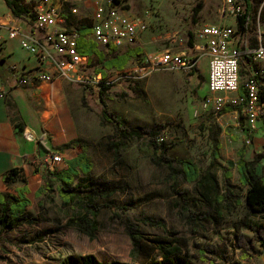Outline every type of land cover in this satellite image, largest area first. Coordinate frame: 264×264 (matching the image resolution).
<instances>
[{
    "label": "rangeland",
    "instance_id": "1",
    "mask_svg": "<svg viewBox=\"0 0 264 264\" xmlns=\"http://www.w3.org/2000/svg\"><path fill=\"white\" fill-rule=\"evenodd\" d=\"M200 3L201 10L194 18V8ZM237 3L243 10L246 9L245 0H237ZM250 3L254 24L257 25L264 0H250ZM72 6L78 8L72 13L78 23L92 21V0ZM129 13L142 18L148 26L139 34L138 41L132 44L140 46L143 52L126 66L128 73L135 64L161 51L198 54L189 45V30L195 33L203 24L234 25L235 21L225 0H130ZM128 46L123 45L118 52L125 51ZM51 52L56 54L53 49ZM26 54L20 49L15 52L18 59ZM106 55L112 56L109 53ZM207 61V56L203 55L198 66ZM100 68L99 62L94 60L79 72V80L64 79L54 83L61 89L59 96L50 94V89L48 95L42 94L45 90L38 87L33 96L31 91H17V112L21 109L26 117V121L21 123L23 131L20 135L38 143L45 136L44 141H48L50 136L44 128L51 129L53 118L64 123L68 119L74 123L72 130L78 139L75 142L89 146L93 163L89 176L80 174L75 183L88 186L91 180H99L114 185L116 190L95 196L92 202L98 207L95 218L86 210H78L75 205H63L56 182H51V191L46 190L42 194L38 191L45 186L40 176L47 172L45 157L48 155L43 156L38 164L42 167L38 176H32L34 172L28 171L29 210L39 219L32 225H21L0 235V264H60L70 255L87 253L94 254L101 261L133 263L135 258L142 260L143 256H132L129 227L141 237L144 246L151 244L152 238L178 239L182 251L193 264H264V245L255 240L254 233L245 225L237 227V223L248 215L241 200L238 205L228 201L217 205L199 199L195 191L196 183L183 182L165 163L154 161V150L146 133L141 139L129 140L118 153L108 149V141L116 139L113 137L114 129L101 121L102 103L98 87L86 88L87 83L83 82L94 77ZM183 73L181 79L174 73H164L158 78L116 79L117 75L113 73L111 79L116 80L107 90L105 100L108 108L120 115L128 128L162 126L161 135L168 145L164 149L165 155L174 160L193 159L201 174L209 169L223 188V171H238L236 166L227 164L228 160L237 159L238 143L231 141L229 134L234 131L233 122L238 115L214 114L210 108H205L203 98L208 94V86L206 81L202 83L204 77L199 80L197 76L191 82L190 74ZM242 73L244 76L247 73L245 64ZM46 83L50 87L54 85ZM58 100L63 101L64 110L69 111L58 115L46 112L48 104L58 105ZM42 113L47 116L44 128ZM212 124H219L218 138L222 148L217 160L220 164L210 169L213 160V143L209 136ZM40 127L43 135H40ZM252 143L253 138L250 140ZM68 152L70 157L78 149ZM259 154H263L262 148L256 153L249 151L246 158L252 161ZM23 183L21 181L18 185ZM10 186L15 187L14 184ZM187 209L194 212L207 210L210 215L207 218L191 217ZM84 215L90 222L78 221ZM249 221L259 222V217L250 215L246 222ZM243 236L250 238L251 248L244 245Z\"/></svg>",
    "mask_w": 264,
    "mask_h": 264
},
{
    "label": "built area",
    "instance_id": "2",
    "mask_svg": "<svg viewBox=\"0 0 264 264\" xmlns=\"http://www.w3.org/2000/svg\"><path fill=\"white\" fill-rule=\"evenodd\" d=\"M60 1L58 7L52 0H24L34 14L29 30L12 20L0 21V49L6 40L18 39L21 48L39 63L37 68L32 69L10 65L16 86L52 82L54 74L50 73L49 66L54 67L55 73L62 79L79 80V72L88 66V59L77 50L78 33L68 29L63 16L67 4L71 13H75L78 8L72 5L86 0ZM129 1L92 0L94 9L90 36L98 46H132L138 41L139 34L147 29L148 25L142 18L129 13ZM225 3L234 19L243 15L244 10L237 0H225ZM237 31V25L203 24L194 33V48L198 54L165 50L144 58L130 69V73L128 70H106L105 77L98 73L83 82L111 84L119 78L139 79L156 71L168 70L192 73L205 55L208 59V94L203 98L204 107L219 114L225 107L233 106L246 119L250 129L254 130L257 123L264 120V42H260L252 51L256 64L249 68L247 76L242 79V55L235 43ZM113 73L117 75L116 79H111ZM240 89L243 92L240 93ZM7 93L8 89L0 84V99ZM32 136L35 137L33 133ZM164 139L162 135L158 138L160 142ZM46 162L50 169L55 170L65 159L61 153L53 152L48 154Z\"/></svg>",
    "mask_w": 264,
    "mask_h": 264
},
{
    "label": "trees",
    "instance_id": "3",
    "mask_svg": "<svg viewBox=\"0 0 264 264\" xmlns=\"http://www.w3.org/2000/svg\"><path fill=\"white\" fill-rule=\"evenodd\" d=\"M6 7L12 12L15 17L22 18L32 23L34 20V14L30 5H26L24 0H3ZM247 5L242 16L237 18V32L244 34L249 31L253 18V7L250 0H245ZM69 4L63 11V16L66 18L67 26L69 30H75L78 33L77 37V50L83 56L91 57L92 55L97 56L98 62L101 68L96 72L102 73L106 76V70H123L131 59H136L143 52L140 46L128 47L123 52H118L114 46H109L108 53L111 57H106L104 52L99 46L88 36L91 33V22L78 23L76 17L69 10ZM202 7V3L194 8V18ZM264 8V6H262ZM129 8V5H127ZM196 22V19H194ZM188 39L190 47H194L195 35L193 31H188ZM243 72V71H241ZM86 88L91 86H97L98 96L102 103V123L104 125H111L114 129L113 137L116 138L112 141H108V149L115 150L118 153L119 149L124 147L126 143L132 138L141 139L146 133L148 135V142L154 150V161L158 164H166L167 167L176 173L183 182L196 183L195 191L199 196V199L204 201H212L215 204H220L223 200H226L230 196V172H224L225 193L223 198H219L220 185L208 169L205 174H201L199 167L191 158H183L174 160L169 156L165 155L164 149L168 147L165 141H159L158 138L161 135L163 129L162 126H156L150 129L143 127L128 128L118 114L112 112L107 105L105 97L107 96V90L110 89L111 84H85ZM243 92L240 89V93ZM236 110L233 106H227L219 114H223L228 111ZM17 132L20 134L23 131V126L20 124L15 125ZM220 134V127L217 124H212L210 127V139L213 143V149L211 152L212 162L210 169L215 167L216 164H220L217 160L220 157L221 143L219 142L218 136ZM73 143H68L60 150L70 148ZM244 149H239L237 152V160H228V166H236L240 173V182L247 186L245 192L244 203L251 215H260L259 222L251 223L246 222L247 218L240 220L237 223V227L245 225L254 233V238L262 245H264V169L260 163L263 155H257L253 161H247L244 159ZM66 168L62 170H52L47 166V172L44 173L43 179L45 186L39 191L40 194L46 190L51 191L53 185L51 182H56V189L59 192V196L62 200L63 205H75L78 210H86L88 215L92 218L97 217L98 207L92 202L96 195L103 194L105 191L112 192L116 190V187L111 184H106L99 180H91L90 184L78 186L75 183V179L80 174L87 175L91 173L93 164L88 158L86 149L82 148V151L74 158L66 161ZM227 171V170H226ZM38 172V171H36ZM18 181H25L21 178L19 169L13 168L7 171L3 175V182L10 186ZM15 194L13 193H0V235L13 231L21 225H32L39 218L35 216L30 210L31 200L27 196L29 193L28 186L22 185L15 187ZM237 194L239 191L236 192ZM234 193V194H236ZM184 196V195H183ZM235 204H241L240 200H235ZM216 206V205H215ZM191 213V217H208L210 213L206 210L194 212L191 209H187ZM78 221L90 222L86 215L81 216ZM130 234L132 237L133 248L132 256L135 258L136 255L139 257L142 255L143 259L135 258L133 263L112 260V261H101L94 254L87 253L81 255H70L60 264H193L189 256L182 251V247L179 244L178 239L169 237H157L150 239L151 244L147 243L148 246H144L141 243V237L129 227ZM89 232L88 230H86ZM244 245L247 248H251L252 241L250 238L243 236ZM208 250V248L206 249ZM215 264V263H210Z\"/></svg>",
    "mask_w": 264,
    "mask_h": 264
},
{
    "label": "crops",
    "instance_id": "4",
    "mask_svg": "<svg viewBox=\"0 0 264 264\" xmlns=\"http://www.w3.org/2000/svg\"><path fill=\"white\" fill-rule=\"evenodd\" d=\"M52 1L54 5L58 7L61 5L60 0H52ZM261 10L262 12L260 11L261 13L259 14L257 25L254 24V17H253L249 31L244 34L237 33L235 36V43L239 47V51L242 55L241 71H243V65L244 64L246 65V72H247L246 75L244 76V74L241 72V76L244 78L247 76L249 72V68L253 66L254 64H256L253 60L252 51L258 46L260 42L262 41L264 42L263 7ZM3 20H6V21L12 20L14 22L21 23L22 26L27 30H29L30 26H32V23L28 22L27 20L15 17L12 14V12L6 7L4 1L0 0V21H3ZM236 25H237V19H235L233 26H236ZM88 38L92 39L90 35L88 36ZM121 47L117 48V51H120L122 49ZM128 47H134V46H128ZM99 48L104 52L105 56L107 57L106 54H108L109 47L104 46V48H102L101 46H99ZM17 49L23 50L19 44L18 39L6 40L3 47L0 49V84L4 85L8 89L7 95L4 98L0 99V193L9 192L13 194H15V190H14L15 187L22 186V185H18V183L21 182V181H18L14 183L15 187L11 188V186H7L3 182V175L10 169H13V168L19 169L21 173V178L25 179V181H22L24 182L23 185L26 184L29 188L28 180L30 178H28V175H29L28 171L34 172L32 176H35V177L38 176L39 172H36V171L42 170L41 169L42 167L38 166V164L40 163V159L43 156L48 155L49 153L55 152V153H61L63 155L65 162L64 164H61L57 168L58 170L65 169L67 166L66 161L71 158L76 157L78 153L82 151V148L86 149L88 158L91 161V158L89 156V146L87 147V144L81 145L75 142L78 139L76 138V135L74 134V131H73L74 123L73 124L70 123L68 119H67V122L64 123V122H61L60 119L55 120V118H53L54 123H52L51 129H48V128H44L45 127L44 121H47V116L44 115L45 113L44 114L42 113L41 115L42 127L44 126L43 128L46 130V134L48 133L50 136V139L48 141H44L45 136L42 138V140L43 139L44 140L42 142L40 141L39 143L36 140L29 141L27 138H24L22 135H20L17 132V128L15 125L20 124L23 121H26V117L24 116L20 108H19L20 112L19 111L17 112L18 104L16 101V92L19 90L31 91L32 96H33V94L37 90L36 87H38V88H42L43 90H45L42 94H47L50 91V94L53 93L54 96H59L61 94V89L59 88V86H55L54 83H56L59 80H64L57 76V74L55 73L54 67L49 66L48 69L50 73L54 74L53 76L54 80L50 82L54 85H52L51 87L46 82H36L33 85H27V86H16L14 84V73L10 71L9 69L10 65L17 64L23 69L37 68L39 65L37 59L33 57L32 55H29L26 51L25 52L27 54L24 55L22 58H19V59L16 58L15 52ZM85 57L88 59L89 63L93 62L94 60L98 61V58L95 55H92L91 57H88V56H85ZM130 61H132V59ZM130 61L128 62V64L130 63ZM125 68L123 70H117V71H124ZM164 73H174L175 75H177V77H179V79H181L184 75V73L179 70H168V71L153 72L152 74L147 76V78H151L152 76L157 77V78L162 77ZM189 74L191 77V82H194L197 79V78L195 79V77L197 76L199 80L202 79L201 76L204 77V80L202 83H205V81L207 82L208 80V61L206 63H203L201 67L197 66V68L192 73H189ZM51 104H48L47 106L48 111L46 110V112H49V111L55 112L56 115H58L60 112H64V111L66 112V110H68V109L64 110L63 101L61 102V100H58V105H55V104L51 105ZM232 113H236L238 115V119L233 122L234 131L229 134L231 141H233L234 143L235 142L238 143L236 155H237L238 150L243 148L245 151L244 159L249 161L246 158L248 152L252 151L256 153L257 150L262 148L263 157L261 158L260 163L263 165V169H264V148H263L264 147V120L259 121L257 123L256 128L254 130H251L249 125L247 124L246 119L241 114H239L237 109L234 111L225 112L223 114H232ZM42 127H40V130H41L40 135H43ZM36 134H37V131L35 132V135ZM252 138H253V143L250 144V140L252 141ZM68 143L75 144V147H73L72 145L70 148L60 150V147ZM221 148H222V145H221ZM75 149H78V152L68 157V153H70L68 151H72ZM255 157H253V159L251 160L253 161ZM46 159H47V156L45 157V160ZM224 172H229V171H223V173ZM205 173H202V175ZM211 173L215 175L213 172ZM230 175H231L230 194H229L230 196H228L226 200H223V202L228 201L230 202V204H235V200H241L242 203L245 204L244 200H245V192H246L247 186L241 184L239 171H236V172L230 171ZM43 176L44 174H41L40 176L42 180H44ZM43 187L44 186L40 187L38 191H40ZM29 191H30V188H29ZM237 191H239L238 194L236 193ZM223 193H225V187L223 186L222 188L220 186V193H219L220 197L219 198L224 197ZM27 196L29 197V193L27 194ZM250 215L251 214H249L248 212V215L245 218H247L248 220ZM257 216L259 217V220H260V215H257Z\"/></svg>",
    "mask_w": 264,
    "mask_h": 264
}]
</instances>
